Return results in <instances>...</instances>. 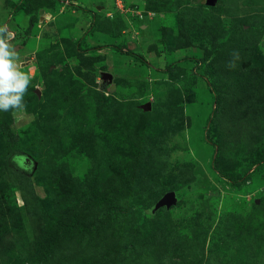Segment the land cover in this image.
I'll return each mask as SVG.
<instances>
[{
  "label": "rangeland",
  "instance_id": "1",
  "mask_svg": "<svg viewBox=\"0 0 264 264\" xmlns=\"http://www.w3.org/2000/svg\"><path fill=\"white\" fill-rule=\"evenodd\" d=\"M75 1L0 0V264H264V0Z\"/></svg>",
  "mask_w": 264,
  "mask_h": 264
},
{
  "label": "clouds",
  "instance_id": "2",
  "mask_svg": "<svg viewBox=\"0 0 264 264\" xmlns=\"http://www.w3.org/2000/svg\"><path fill=\"white\" fill-rule=\"evenodd\" d=\"M235 60L239 53L233 52ZM31 80L30 72L18 70L16 53L9 43L8 30L0 27V111L24 107L23 97Z\"/></svg>",
  "mask_w": 264,
  "mask_h": 264
},
{
  "label": "trees",
  "instance_id": "3",
  "mask_svg": "<svg viewBox=\"0 0 264 264\" xmlns=\"http://www.w3.org/2000/svg\"><path fill=\"white\" fill-rule=\"evenodd\" d=\"M209 9H210V6L205 3V9H204L205 17L209 14ZM241 76L247 77L250 80L252 79V78H250L251 76H249V74L247 72H245V71L241 73ZM245 80H247V79H245ZM121 139L123 140V143H124V138L121 137ZM260 147H261V149H264V142L260 145ZM246 164L248 165V167H250L253 164H255V162H253L252 159L250 158L248 161H246ZM217 167H218V165H216V169H217ZM112 168L118 173H120V171H122L121 168L118 167L117 165H112ZM218 172L221 175H223L224 177L227 178V172H223V170L221 168H220V171H218ZM192 188H194V186L192 184L186 185L185 187H183L180 190H178V193L180 191V193L183 194L184 192H186V191H188V190H190ZM2 200H3L4 204H5V209L0 205V223L3 220V218L5 217V212H7V209L9 208L7 199H2Z\"/></svg>",
  "mask_w": 264,
  "mask_h": 264
},
{
  "label": "water",
  "instance_id": "4",
  "mask_svg": "<svg viewBox=\"0 0 264 264\" xmlns=\"http://www.w3.org/2000/svg\"><path fill=\"white\" fill-rule=\"evenodd\" d=\"M216 1L217 0H206L205 3L209 6H212L216 3ZM25 60L27 61L28 57H25ZM102 78L103 79H111L112 74L109 72H104V73H102ZM37 94H40V92L38 90H37ZM144 107L146 109H149V108H151V104L147 103L146 105H144ZM175 200H176L175 192H170V193H167V195L165 196V199L162 202H163V204L170 206L171 204L175 203Z\"/></svg>",
  "mask_w": 264,
  "mask_h": 264
},
{
  "label": "built area",
  "instance_id": "5",
  "mask_svg": "<svg viewBox=\"0 0 264 264\" xmlns=\"http://www.w3.org/2000/svg\"><path fill=\"white\" fill-rule=\"evenodd\" d=\"M115 4L118 9H120L121 11H128V7H126L125 3H123V0H116Z\"/></svg>",
  "mask_w": 264,
  "mask_h": 264
},
{
  "label": "crops",
  "instance_id": "6",
  "mask_svg": "<svg viewBox=\"0 0 264 264\" xmlns=\"http://www.w3.org/2000/svg\"><path fill=\"white\" fill-rule=\"evenodd\" d=\"M73 3H75L76 1L75 0H72ZM118 9L117 7L114 8V10Z\"/></svg>",
  "mask_w": 264,
  "mask_h": 264
}]
</instances>
